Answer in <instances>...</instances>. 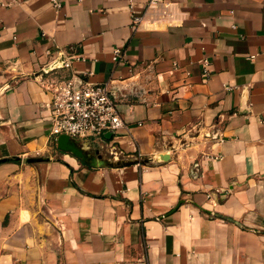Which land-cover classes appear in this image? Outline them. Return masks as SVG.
Masks as SVG:
<instances>
[{
    "label": "crops",
    "instance_id": "0c3cea01",
    "mask_svg": "<svg viewBox=\"0 0 264 264\" xmlns=\"http://www.w3.org/2000/svg\"><path fill=\"white\" fill-rule=\"evenodd\" d=\"M61 1L0 0V161L44 158L0 162V264H264V0L138 27L130 0ZM61 55L85 60L48 71ZM72 75L110 82L124 122L85 146L135 163L54 146L49 86Z\"/></svg>",
    "mask_w": 264,
    "mask_h": 264
},
{
    "label": "built area",
    "instance_id": "2783aa9c",
    "mask_svg": "<svg viewBox=\"0 0 264 264\" xmlns=\"http://www.w3.org/2000/svg\"><path fill=\"white\" fill-rule=\"evenodd\" d=\"M172 4L171 0H148L143 11L138 12L133 8V1L130 0L133 26L138 27L145 17L151 20L169 17ZM54 5L62 8L63 3L61 0H54ZM120 54V49H115L114 60H118ZM62 56L59 68H70L74 59L85 60L83 55L69 57L61 55L59 59ZM210 67L211 60L208 57L202 59L204 77L210 76ZM175 68L179 66L176 65ZM186 75H190V72L187 71ZM49 89L52 93L51 134L52 140L56 143L61 134H67L84 145L91 141L104 145L107 139L106 133H114L124 126L117 109V101L111 93L110 82L93 83L72 75L69 79L51 84Z\"/></svg>",
    "mask_w": 264,
    "mask_h": 264
},
{
    "label": "water",
    "instance_id": "95a60500",
    "mask_svg": "<svg viewBox=\"0 0 264 264\" xmlns=\"http://www.w3.org/2000/svg\"><path fill=\"white\" fill-rule=\"evenodd\" d=\"M63 59V56L57 61V63L52 64L48 71L54 70L56 68H59L61 65V60ZM113 135L112 132L106 133V137L111 138ZM57 148L61 151L70 153L74 155L75 157L81 159L84 163H86L89 166L92 167H106L113 164H118L119 166L123 165H130L135 163L134 160H116V159H108L103 158L102 155L97 154L90 150L89 147L85 146L84 144L78 142L77 140L71 138L67 134H61L57 138ZM161 159H166L167 155L161 154ZM19 161H21L24 164L33 163L37 161H43L44 158H34V157H17ZM8 159H3L0 162H5Z\"/></svg>",
    "mask_w": 264,
    "mask_h": 264
},
{
    "label": "trees",
    "instance_id": "16d2710c",
    "mask_svg": "<svg viewBox=\"0 0 264 264\" xmlns=\"http://www.w3.org/2000/svg\"><path fill=\"white\" fill-rule=\"evenodd\" d=\"M54 146L57 148V143H56V142H54ZM7 161L20 162V161L17 159V157H14V158H12V159H8Z\"/></svg>",
    "mask_w": 264,
    "mask_h": 264
}]
</instances>
